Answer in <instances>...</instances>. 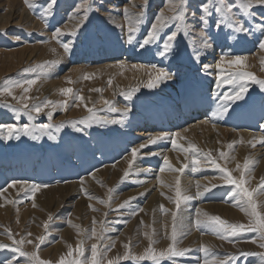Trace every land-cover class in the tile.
<instances>
[{"label": "rangeland", "instance_id": "374dc122", "mask_svg": "<svg viewBox=\"0 0 264 264\" xmlns=\"http://www.w3.org/2000/svg\"><path fill=\"white\" fill-rule=\"evenodd\" d=\"M142 2L143 0H88V3L92 6V11L89 12V19L85 26L77 32L75 37L66 34L57 39L53 36L55 28L59 27L65 33L73 30L74 25L83 15V9L78 13L79 15L76 14L75 18H72V14L74 13L73 10L76 8L77 4L83 3V0H57L54 15L48 18L47 24H43L45 21L39 18L38 15L39 8L46 3V0H37L38 7L36 10L30 9L24 3V0H11V2L0 0V18L10 13L8 9H10L12 5H14L15 8L11 12L12 15L9 17L8 21H6L7 16L3 20V23L6 21L7 23L5 24L7 25H0V85H2L5 80L21 81L33 79L39 75L40 78L37 80V83L31 87L28 93L25 94L22 88H15L13 90L14 94L17 97L27 95L30 98L28 101L30 106L33 103H40L45 100L56 102L67 101L65 110H61L59 107L56 108L52 120H48L46 112L49 109L46 108L45 112L37 115L35 120L29 121L27 115L23 112L19 114V119L17 120L15 118L16 113L12 112L5 104V101H7V104L17 105V107H19L20 105L17 104L16 100H13L11 96H0V123H30L35 125L41 123L59 125L62 122L64 123V127L58 132L55 127L49 130L56 136L55 140H51L47 135H43L39 132L36 133L41 137L38 140H32L28 136H21L19 140L15 138L11 140L0 138V189L7 188L13 180H26L21 179L20 173L13 174L14 171L19 172L18 168L24 171L26 167L28 168L25 171L27 178L30 174L38 173L37 176L30 177L34 180L29 179L28 181L30 183L39 182L38 184H46L48 187L59 184L64 185L66 183L68 185L63 194L57 191L53 192L54 194L44 192L46 190L42 188V191H38L41 194L37 192L35 195L36 198L34 197L35 207H33L32 198L25 199L23 193L18 195V192H16V196L13 195V199L10 195L4 193L5 200H18L21 202L8 203L7 206H9L10 209L9 207H7L8 209L5 207L3 209V207L0 206V243L11 244V241L5 233V229H10L17 239L25 237L26 240L31 239L35 241L37 236L44 235L45 240L38 250L34 248L33 244L25 243L22 247L28 252L34 250L38 251L41 259L51 261V264H56V261H58L62 255L67 257L69 246L75 250L80 241H83L85 256L90 257L91 245L97 243L95 237L89 238L92 227L95 226L98 232L102 227H106L108 231L104 233L105 238L100 241L97 246L98 251H100L104 245L114 243L115 246L104 254V264H107L108 260H115L117 257L124 254L126 249L123 245L125 243H129L128 251L141 254L149 243L144 235L145 232L154 233L153 239L156 243L153 246L157 250L166 248L170 242L165 236L164 226L167 225V230L170 232L172 223L171 212H163L160 205L170 210H176L174 203L175 187L172 185L166 186V189L169 188L170 192L166 193L167 196L161 194V196H163V198H161V203L158 204L152 201V203L148 204L151 201H149V199L152 194L157 190V177L161 174L158 169L163 165L160 164L159 158L155 157L154 159H150V156L146 157L142 154L154 152L153 149L155 147L157 148L156 150H160V146L163 143L158 141L157 143L159 144L149 145L143 152H139L137 154V159L131 166L133 168H130L127 163L131 159V143L134 140L133 138H135L134 134L139 133L137 131L139 129H156L154 132L163 129V127L158 126L147 128L143 124V117H145L148 112L154 110L157 105H167L170 102L172 103L173 100L180 101L182 93L186 88L185 86H187L188 83H205L210 88L209 93H211L212 99H214V94L216 92L222 93L226 91L229 87L227 85L222 88H217L216 75L219 70L214 68L215 62L224 53H228L229 57L237 55L246 57V70L254 73L257 78L264 79V49L258 46V38L260 37L258 31L254 30V34L248 36L234 33L231 29L227 28L221 31L214 26V22L217 19L214 15L212 17V23L207 29L209 34L213 37V46L203 50L200 60L196 61L193 53L194 50L200 48V38L197 34L201 27L198 17L200 15L199 5L202 3V0H188L189 16H191V13L195 12L197 19L193 20L190 18L188 20L190 26L189 34L184 35V33L181 32L178 35L177 40L174 42V51L171 54L164 57L157 55V45L146 46L145 49L133 47L124 43L121 31L119 28L115 27L113 20L116 24H126L123 16V9L127 7L131 10V13H138L142 10ZM17 6L18 8H16ZM163 9L167 12L166 0H148L144 16L145 23L141 27V32L137 34L138 39L143 38L155 15ZM255 11L260 12L264 10L255 9ZM22 17H27L28 19H23ZM74 19H76V21H73ZM173 27L174 26H170L169 29L165 30V33L173 30ZM165 33L161 34L162 37ZM69 40L72 41L71 51L65 53L62 42H68ZM53 60H58L59 63L52 66L45 64V62ZM210 60L213 61L211 62ZM121 61L125 64L123 69L118 67V62ZM40 64H45L46 67V73L43 75H41V69L37 67V65ZM131 64L138 66L143 65L144 68L133 69L131 68ZM204 64H214L213 68L209 70L212 73L214 72L212 75H207L202 70ZM152 65L164 68L172 74L173 78L162 82L154 89H148L144 86V83L147 81V73ZM25 68L34 69V71L25 72ZM107 71L108 73H106ZM85 74H90L91 78L85 79ZM124 75H127V81ZM110 78L112 79L111 86L108 85V80ZM205 78V81L202 80ZM138 84L140 85V91L135 93L131 99L118 94L119 91L130 90ZM62 88H71L73 89V93L68 96L62 95L60 92ZM93 89H102L103 91H93ZM211 91H213V93ZM76 94L83 96L85 98L84 101L81 102L76 100ZM101 97L113 101L114 106L118 108H123L125 105L131 106V111L125 116L124 123L122 125L104 126L93 123L91 128H85V132H77L72 126L73 123L78 127H85V124H82L81 121H86V118L90 115L84 107L85 103H87L88 107L95 105L96 109H103V111L97 112L98 116H112L118 118L121 115L120 113H111L107 111ZM237 104L238 106H233L232 109H229L227 114L223 115L226 119L225 122L219 124L223 121L221 118L219 119V123H214L217 126L225 127V130L222 131V136L218 135L217 137L216 134H221V128H216V130L213 129V132L211 131L212 133L210 132L212 137L209 136L204 140L205 135L201 133L200 129H197L195 134L199 136V140L196 138L195 142H193L194 138L190 137L191 133L188 132L187 135L182 136V139L177 138V141H183V139H185L187 143H196L195 145H198V148L199 145H201L199 149L202 150V153L211 151L213 157L217 158V163L228 167L232 170L233 176L238 178L240 172L236 169L235 164H237V162H232V157H234L237 151V146L239 147V145L242 144L236 143L232 149H228L227 145L231 141L240 140L236 135L237 131L243 129L240 128L238 124L239 117H245L247 114L252 113L256 106H260L259 109L264 108V94L261 93L257 84L250 82L246 101L237 102ZM189 111L192 116H186L183 120H179V124L173 126L176 130L185 129L192 123L202 119L205 120V118L208 117H205L203 114H194L191 107ZM261 116L260 119L262 122L255 124L256 127H253L254 130H260L258 128L259 125L264 124V114ZM223 129L224 128H222V130ZM198 130L200 133L197 132ZM210 133L209 135H211ZM127 136H130L131 140L127 138ZM201 137L203 138L201 139ZM202 141L204 144L209 142V144H206L207 147H202L204 145ZM170 142L164 144L165 146L163 147L169 150V155H180V158L183 157L182 161L184 162H182L181 165L188 164L189 167L185 168L182 174L185 173V176L187 174L190 175L192 171V165L190 163L191 153H185L179 147L174 148ZM114 146L117 147V152H115ZM121 146H125L124 150H120L122 149ZM186 146L187 145H184V147ZM251 148L254 149V147L249 146L246 148L247 154L252 153L253 150ZM66 149H69L68 155L65 152ZM219 149L228 153L227 159L218 158ZM247 154L244 155L245 158L248 157ZM151 157L153 156L151 155ZM245 158L241 159V164H243ZM260 158L261 157H257V159H254L255 163L251 166L250 172L247 173L245 177V186L250 189L256 188L260 183L261 177H263V171L257 174L259 167L261 170L264 168L258 163L261 161L259 160ZM200 160H202V158H200ZM119 161L120 163L122 162V164H120ZM148 163H154V166H152L153 168L149 172L148 177L145 178L144 175H142L143 173H141V169ZM231 163L233 164L231 165ZM138 164L141 166L137 167ZM204 164L205 163L201 161L200 166L203 167L205 166ZM115 165H118V168ZM122 167L123 169H121ZM206 168L209 169L207 173L210 174L198 171L195 173L198 174L196 177L201 178L213 176L212 178H207L209 180H207L200 189V191H203L206 186L210 188V191L205 192L200 198L204 199L203 202L205 204H213L215 202L218 204L222 203L224 206L226 204V206L237 210L236 213L225 211L219 213L214 212L212 215H218L230 223H247L249 217L241 211L240 207L237 206L236 208V205L231 202V198H227V194L231 191L232 186L223 184L222 173L219 169L215 167ZM126 170L128 172L130 171L127 179L126 177L124 178ZM118 171L120 172L118 173ZM137 171H139L140 174ZM11 172L12 174L10 175ZM165 172H167L166 169ZM178 174L183 176L181 173ZM139 175H142L141 177H143L144 180L138 179V177H140ZM86 176H90L89 178L91 179L89 180L87 178V180L85 178ZM249 176L251 179H249ZM81 178L84 180L83 186L80 183ZM135 178L137 180L136 183ZM156 178L157 180H155ZM138 180H140L139 183H137ZM3 181L8 184L3 186L1 184ZM149 183L152 185L150 188H148V185H150ZM211 184H217L219 186L216 187L215 190V188H211ZM145 187H147V189ZM138 188L140 189L138 190ZM110 189L112 192L109 191ZM85 190L87 195L85 194ZM127 190L130 191V194ZM183 190L184 188H182V192ZM72 191L74 193H72ZM9 192L12 191L9 190ZM116 192L118 195L120 193V197L116 195ZM133 192H135V196L132 195L134 194ZM144 192H146V195H144ZM126 193L128 196L124 195ZM156 193L159 192L157 191ZM163 193H165V191ZM129 195L130 197H135V199L131 201L135 200L138 203L140 202L139 205L134 203V201H130L124 208H118L120 204L130 198ZM29 196H31V194H29ZM89 196H91L92 199H89ZM168 197H172L173 199L169 200ZM254 198L258 203L257 210L264 213V193L255 194ZM221 200H223L224 203ZM100 201H105V203H101ZM40 202H44L45 204ZM191 202L192 200L190 202H184L181 204V207L187 203L192 204ZM89 205H91V207H89ZM104 206L108 207V210L105 212L101 210ZM139 209H143V211H139ZM133 211L137 214L130 215ZM49 214H51L53 218L49 221L48 229L45 230L43 225L44 222L48 220ZM186 218L187 217H181L178 213V221L183 224L185 227L184 231L187 233L179 240V247L190 248L192 251L188 256L177 258L179 264H197V259L203 257V253L200 251L201 243L210 246L220 258H223L224 254L227 253H238V250L254 252L264 251V249H260L257 244L251 242V238L255 233H242L238 238H233L230 242L229 240L219 239L209 231H203L202 234V231H198L194 227L193 223L195 218L192 215L191 217L189 216L190 219ZM94 220L95 225H93ZM125 220L127 223H124ZM69 221H71V224H69ZM101 222L105 223L102 224ZM73 225L79 226V228ZM28 232L32 233L30 237L26 236ZM203 236L209 237L210 239H208V241L210 242H203L204 238L203 240L201 238L199 239V237ZM11 256L12 252L10 249H0V260L10 258ZM73 256H76L75 251H73ZM24 259L23 257L19 258L21 264H23ZM259 260V257H240L235 264H259ZM119 264H134V262L130 260L120 261ZM139 264H151V262L142 261L139 262ZM162 264H171V262L165 261L162 262Z\"/></svg>", "mask_w": 264, "mask_h": 264}, {"label": "snow or ice", "instance_id": "6c2138e0", "mask_svg": "<svg viewBox=\"0 0 264 264\" xmlns=\"http://www.w3.org/2000/svg\"><path fill=\"white\" fill-rule=\"evenodd\" d=\"M24 3L33 10H36L38 7L37 0H24ZM167 3V12L165 10L159 11L153 21L150 24V27L146 31V34L142 39L137 38V34L141 32V27L145 23L144 16L146 13L148 0H143L142 10L138 13H131L130 10L126 7L123 9V16L126 24H116L115 27L119 28L124 40V43L131 45L133 47H139L140 49H145L146 46L157 45L158 51L157 55L164 57L171 54L174 51V42L177 40L178 35L183 32L184 35L189 34V23L188 20L191 18L196 20L195 12L191 13L189 16L188 12V0H166ZM57 0H46V3L39 8V18L45 21V24L48 22V18L54 15L55 6ZM83 9V15L79 18L78 22L74 25L73 30L68 33H65L61 28L57 27L54 30L53 36L59 39L61 36L70 35L75 37L77 32L83 28L86 22L89 19V12L92 11V6L88 3V0H83V3L77 4L72 14V18H75L76 14L80 13ZM255 9L264 10V0H202V3L199 5L200 15L198 21L201 25L198 37L200 38V48L194 50V59L199 61L201 58V52L203 50L211 48L213 37L209 34L207 29L212 23V17L215 15L217 19L214 22V26L217 29L223 31L224 28L231 29L234 33L244 34V36L254 34V30L260 33L259 39V48L264 49V11L257 12ZM258 18V22H257ZM170 26H174L173 30L165 33L166 29H169ZM162 33L165 35L162 37ZM18 39V38H17ZM72 41L62 42V47L65 53L71 51ZM246 57L243 56H231L229 57L228 53L222 54L219 59L215 62L214 68L218 69L219 72L216 75L217 88H222L225 85L229 86L226 91L216 92L214 94V100L217 104V111L213 113V116L220 115L223 116L229 112V109H232L233 106H238L237 102H244L247 99L249 93V84L253 82L259 86L261 93L264 94V79H259L255 76L254 73L246 70ZM59 63L58 60L45 62L48 66H52ZM45 64L37 65L41 69V75L46 73ZM227 66V67H226ZM112 67V66H109ZM118 67L123 69L125 64L123 61L118 62ZM143 65L137 66L135 64L131 65V68L138 69L143 68ZM213 68V65L204 64L203 71L207 75H212V72L209 71ZM25 72L34 71V69H24ZM148 78L144 86L148 89H154L159 84L164 81L171 80L172 74L166 71L164 68L157 67L152 65L148 70ZM40 78L38 75L33 79H25L21 81H10L5 80L2 85H0V96H11L13 100L17 101V104L20 105H10L5 104L9 107L12 112L16 113V119H19L20 113H25L29 121L35 120L36 116L44 113L45 109H49L46 112L48 120H52L53 113L57 107L61 110H65L67 106V101H51L45 100L40 103H33L29 105V97L27 95H22L17 97L13 90L15 88H22L23 92L26 94L30 91L31 87L37 83V80ZM85 79L91 78L90 74H85ZM70 81V78H69ZM143 83V82H142ZM108 85H112V79L108 80ZM93 91L102 92V89H93ZM140 91V85L131 88L130 90L119 91L120 96L127 97L131 99L135 93ZM62 95L68 96L73 93L71 88H62L60 89ZM116 94V93H114ZM75 99L81 102L84 101V97L79 94L75 95ZM103 100V105L107 111L111 113H120L121 115L117 117L112 116H98L97 112L103 111V109H96L95 105L88 107L87 103L84 104L87 112L90 114L86 121L82 120L81 123L85 124V127H78L73 123V128L77 132H85V128H91L92 124H98L101 126L104 125H116L123 124L125 116L131 111L130 105H125L123 108H118L114 106L113 101L101 97ZM79 106V105H77ZM202 123H209V120L202 121ZM215 127V124L212 125ZM56 128L58 132L61 128L64 127L62 122L59 125H53L52 123H41L38 125L24 123H0V138L5 140H11L13 138L19 140L21 136H28L32 140L40 139V135L36 133L39 132L43 135H47L49 139L55 140L56 136L52 134L49 130ZM259 128L264 131V124H260ZM184 131H187L185 129ZM177 138H183L181 132L175 133H158L156 135H151L146 140L145 143L140 144L138 147H133L131 149V159L128 161L129 167L131 168L133 162L137 159V154L148 147L149 145L156 144L158 141L170 140L174 148L179 147L185 153H191V165L192 171L196 172L200 170L201 160L198 157H202L205 160L206 167H215L220 170L222 173V180L224 185L232 186L231 191L228 192L227 198H231L232 202L236 206L240 207L248 217L249 220L247 223H230L229 221L221 218L218 215H209L207 212H203L201 209L197 208L195 210V219L194 227L198 231H209L216 235L221 240H229L230 242L233 238H238L242 233H255L251 238L253 244H257L260 249H264V213L258 211V203L254 198L255 194L264 193V177H261L260 183L256 188L250 189L246 187V174L250 172L251 166L254 165L255 161L250 158H245L243 164L237 163L236 169L240 172L239 177H235L232 174V170L228 167L222 166L217 163V158L213 157L211 151L207 153H202V150L199 149L194 143H189L187 147L177 143ZM255 143H252V146L255 147L256 143H264V136H260L258 139L254 137ZM243 138L239 141H233L227 145L228 149H232L234 144L243 143ZM251 143V142H250ZM150 155H157V153H150ZM219 159H227L228 153L225 151H219ZM234 159V157H232ZM189 167L188 164H184L180 168H174L170 163L167 156L163 157V166L159 169L160 172H164L167 168L168 170L175 171L177 173H183L185 168ZM129 172L126 170L124 177H127ZM249 179L251 177L249 176ZM84 180L81 178V185L83 186ZM18 195L23 193L25 199L32 198L33 207L36 206L34 197L38 191L42 188L48 187L46 184L30 183L26 180H13L9 187H17ZM197 191L195 196L187 195L182 192L180 177L177 176L175 180V206L176 210H170L165 208L163 205H160V208L163 212H171V230H167L168 226L165 225V236L170 241L166 248L157 250L153 245L156 241L153 239L154 233L145 232L144 235L148 239L149 243L147 247L143 250L141 254H135L130 251L129 243H125L123 247L126 249L122 256L117 257L115 260H108L107 264H119L120 261H133L134 264H139L142 261H149L151 264H162V262L168 261L171 264H179L177 258H182L188 256L192 251L190 248H181L179 247V240L186 235L184 231L183 224L178 221V210L181 208V204L187 201H191L196 197H202L205 192L210 191V188L205 187L203 191H200V182H196ZM219 185L211 184V188H216ZM6 189H0V197L3 196ZM112 191L111 189L109 190ZM31 194V196H29ZM85 194L87 192L85 190ZM163 194V193H162ZM89 199H92L89 196ZM135 199V197H130L128 200L124 201L118 206L122 209L129 204V202ZM169 200H172V197H168ZM6 203H19L21 201H5ZM105 203V201H100ZM3 206V205H0ZM91 207V205H89ZM95 210V209H94ZM143 211V209H139ZM135 211L131 212L130 215H136ZM52 215L49 214L48 220L44 222L45 230L49 227V221L52 220ZM102 224L105 222H101ZM124 223H127L125 220ZM71 224V221H69ZM95 225V220L93 221ZM74 227L79 228V226L73 225ZM108 231L106 227H102L100 231H97L95 226L91 229V235L89 238L95 237L97 243L91 245L90 257L85 256V249L83 248V241H80L75 250L69 246V250L66 256H61L56 264H104V254L106 251H110L114 247V243L104 245L103 248L98 251L97 244L102 241L104 233ZM5 233L8 236V239L11 241V244L0 243V249H10L12 256L10 258L0 260V264H21L19 258H25L23 264H51V261L41 259L38 254V251L28 252L23 249V245L33 244L35 249H39L43 241L45 240L44 235L37 236L35 241L31 239H25V237H20L17 239L16 236L12 233L10 229H5ZM32 233H26V236H31ZM73 251L76 252V256H73ZM200 251L203 253L202 258L197 259V264H235V262L240 258L248 257H259V264H264V251L254 252V251H243L238 250V253H227L224 254L223 258H220L217 253H215L212 248L208 245H200ZM99 257V258H98Z\"/></svg>", "mask_w": 264, "mask_h": 264}, {"label": "bare ground", "instance_id": "6f19581e", "mask_svg": "<svg viewBox=\"0 0 264 264\" xmlns=\"http://www.w3.org/2000/svg\"><path fill=\"white\" fill-rule=\"evenodd\" d=\"M6 2H11V0H6ZM25 5V4H24ZM16 8H18V6L16 7ZM21 8V7H20ZM166 8V7H165ZM13 9H15L14 8V5H12L11 7H10V9H8L9 11H10V13L7 15V14H5V16L4 17H2V18H0V25L2 26L3 24H5V23H7L6 21H8V19H9V17L12 15L11 14V12L13 11ZM22 9V8H21ZM7 10V11H8ZM20 10V9H19ZM23 10V9H22ZM164 10V9H163ZM15 11V10H14ZM17 11H18V9H17ZM24 11V10H23ZM74 11V10H73ZM131 11V10H130ZM8 13V12H7ZM18 14V13H17ZM21 15H23V14H21ZM77 15H79V14H77ZM6 16H7V20L3 23V20L6 18ZM14 16H16V15H14ZM24 16V15H23ZM28 17V16H27ZM27 17H24V18H27ZM78 17V16H77ZM23 18V17H22ZM21 18V19H22ZM23 18V19H24ZM112 18V17H111ZM28 19V18H27ZM49 20V19H48ZM117 20V19H116ZM19 21H20V19H19ZM23 21H25V20H23ZM73 21H76V19H74ZM112 21V20H111ZM114 21V20H113ZM28 22V21H27ZM26 22V23H27ZM43 22V21H42ZM9 23V22H8ZM33 23V22H32ZM36 23V22H35ZM70 23V22H69ZM43 24H45V23H43ZM118 24V23H117ZM5 25H7V24H5ZM68 26V25H67ZM112 26V25H111ZM67 28V27H66ZM65 29V28H64ZM241 47V46H240ZM256 54H258V53H256ZM218 56V55H217ZM215 59V58H214ZM213 59V60H214ZM212 60V61H213ZM211 61V60H210ZM211 61V62H212ZM132 65V64H131ZM212 65H214V64H212ZM251 65V64H250ZM128 66V65H127ZM138 66V65H137ZM101 67V66H100ZM144 68V67H143ZM142 68V69H143ZM94 69V68H93ZM99 69V68H98ZM139 69H141V68H139ZM146 69V68H145ZM132 70V69H131ZM140 72V71H139ZM143 72H144V70H143ZM106 73H108V71L106 72ZM214 73V72H213ZM212 73V74H213ZM110 74V73H109ZM177 75V74H176ZM215 75V74H214ZM127 76V75H126ZM126 76L124 75V77H125V79H126ZM186 79V78H185ZM129 80V79H128ZM179 80V79H178ZM187 80V79H186ZM202 80H206V78L205 79H202ZM126 81H127V79H126ZM179 83V82H178ZM186 87V88H185ZM184 88V91H183V93H182V97H181V100L179 101V100H173V102L171 103H168L167 105H157L156 106V108L154 109V110H152V111H150V112H148L147 113V115H145V117H143V124H144V126H146L147 128H151V126H158V127H163V129H161V130H159V131H156V132H154L156 129H154V130H151V129H146V130H143V129H139V130H137L139 133H135L134 134V136H135V138H133L134 140L132 141V143H131V147L133 148V147H138L140 144H142V143H145L146 142V140L149 138V136H151V135H155V134H157V133H175V132H181V136H184V135H187V133L188 132H190L191 133V135H190V137H192V138H194V141L193 142H195V139L197 138L198 139V135L197 134H195V131L197 130V129H200L201 130V133L202 134H204L205 135V138H204V140L205 139H207L209 136L210 137H212V132H213V129H215L216 130V128H221V130H220V132H221V134H216L217 135V137H218V135H221L222 136V131H224L225 130V127L224 126H217V125H215V127H213L212 125H213V123H219V119H221V120H223L222 122H220L219 124H221V123H223V122H225L226 121V119L224 118V116H220V115H216V116H213V113L214 112H216L217 111V104H216V102H215V100L214 99H212L211 98V93H209V90H210V88L204 83V84H199L198 82H196V83H188V85L187 86H185ZM214 90V89H213ZM212 93H213V91H211ZM114 94V93H113ZM176 96V95H175ZM177 97V96H176ZM100 103H101V101H100ZM262 105V104H261ZM191 107V110H193L194 111V114H203V115H205V117L206 116H208L207 118H205V120L207 119V120H209V123H202V121H205L204 119H202V120H200V121H197V122H194V123H192L189 127H187V128H185V129H187V131H184L185 129H181V130H176V128L175 127H173V126H175V125H177V124H179V120H183L186 116L187 117H189V116H192V114L190 113V111H189V108ZM251 107V106H250ZM260 107V106H259ZM259 107H255L254 109H253V112L252 113H249V114H247V116H245V117H239V122H238V124H239V126H240V128H243V129H241V130H239V131H237L236 132V135H237V137H239L240 139L241 138H243V143H241L242 145H239V147L237 146V151H236V153H235V155H234V159H233V161L232 162H241V159H244L245 158V154H247V151H246V148L249 146V147H253L252 146V143H255L256 141L254 140V137L256 138V139H258L260 136H264V131H262L259 127V129L260 130H254L253 129V127H256L255 126V124H259L258 122H262V120L260 119V117H262L261 115L262 114H264V108H260L259 109ZM249 108V107H248ZM239 109V108H238ZM248 111H249V109H248ZM250 112V111H249ZM244 114H245V112H244ZM243 114V115H244ZM140 123V122H139ZM222 128H224L223 130H222ZM214 130V131H215ZM212 131V132H211ZM234 131V130H233ZM197 132H199V130L197 131ZM211 132V133H210ZM217 132V131H216ZM215 132V133H216ZM219 132V133H220ZM227 132V131H226ZM226 132H224V133H226ZM229 132H230V130H229ZM200 133V132H199ZM198 133V134H199ZM209 133L211 134V135H209ZM231 133H233V132H231ZM214 135V134H213ZM224 135V134H223ZM225 135H228V134H225ZM200 136H203V135H200ZM237 137H236V139H237ZM127 138H129L130 140H131V138H130V136H127ZM186 138V137H185ZM203 137H201V139H202ZM187 139V138H186ZM224 139H225V137H224ZM232 139H234V138H232ZM231 139V140H232ZM193 140V139H192ZM199 140V139H198ZM197 140V141H198ZM203 140V141H204ZM210 140V139H209ZM229 140V139H228ZM185 141H187V140H185V139H183V141H177V143H179V144H182V145H188L189 143H187V142H185ZM203 141H202V143H203ZM224 141V140H223ZM230 141V140H229ZM167 142H170V140H163V141H161V143H163L161 146H160V150H156L157 148L155 147L153 150H154V152H152V153H157V155H152L153 157H151V155H150V153H142V154H144L146 157L147 156H150V159H154L155 157H157V158H159L160 159V164L161 165H163V157L164 156H167L168 158H169V161H170V163L173 165V167L174 168H180V167H182V162H184V161H182V158H180L179 156H175V155H169V150H167L165 147H163V146H165L164 144H166ZM205 142V141H204ZM213 142V141H212ZM232 142V141H231ZM230 142V143H231ZM251 142V143H250ZM171 143V142H170ZM169 143V144H170ZM197 143H199V142H197ZM214 143V142H213ZM213 143H211V144H213ZM217 143V142H216ZM216 143H215V145H216ZM228 143V142H227ZM123 144V143H122ZM156 144H159V143H156ZM194 144H196V143H194ZM200 144V143H199ZM204 144V143H203ZM206 144H209V142L208 143H206ZM206 144H204L202 147H207V145ZM221 145H223L222 143H220ZM123 145H126V144H123ZM220 145V146H221ZM198 146V145H197ZM200 146L201 145H199V148H200ZM224 146V145H223ZM112 147V146H111ZM122 147V149H120V150H124V148H125V146H121ZM187 147V146H186ZM216 147V146H215ZM113 148H115V152H117L116 151V149H117V147L116 146H114ZM225 148V147H224ZM69 149H72V148H69ZM69 149H66L65 150V152L67 153V155H68V152H69ZM100 149V148H99ZM222 149V148H221ZM252 149V148H251ZM145 150V148L144 149H141V151H140V153L141 152H143ZM175 150V149H174ZM220 150V149H219ZM253 151H252V153H248L247 154V158H250V159H252V160H254L255 158L257 159V157H261L259 160H261L260 162H258V163H260V166L261 167H264V143H256V146L254 147V149H252ZM221 151V150H220ZM106 152V151H105ZM122 152V151H121ZM173 153V152H172ZM117 154V153H116ZM160 154V155H159ZM99 155V154H98ZM119 155V154H118ZM139 157V156H138ZM184 157H185V155H184ZM73 158V157H72ZM142 158V157H141ZM144 158V157H143ZM200 158H202V157H200ZM92 159H94V158H92ZM115 159V158H114ZM184 159H186V158H184ZM127 160H129V159H127ZM139 160H142V159H139ZM204 159L202 158V162H204L205 163V161H203ZM258 160V161H259ZM82 161V160H81ZM25 162V161H24ZM78 162V161H77ZM139 162V161H138ZM154 162V161H153ZM102 163V162H101ZM119 163H120V161H119ZM124 163H125V161H124ZM78 164V163H77ZM117 164H118V162H117ZM120 164H122V162L120 163ZM128 164V163H127ZM137 164V163H136ZM156 164V163H155ZM233 163H231V165H232ZM110 165V164H109ZM125 165V164H124ZM201 165V164H200ZM203 165V164H202ZM205 165V164H204ZM236 165V164H235ZM256 165V164H255ZM257 165H259V164H257ZM42 166H43V164H42ZM111 166V165H110ZM116 167L118 166V165H115ZM127 166V165H126ZM129 166V165H128ZM138 166H141L140 164H138L137 165V167ZM152 166H154V163H148L146 166H144V168H142L141 170H142V172L141 173H143L142 175H144V177L145 178H147L148 177V174H149V172L151 171V169L153 168ZM115 167V168H116ZM162 167V166H161ZM161 167H159V169L161 168ZM46 168V167H45ZM72 168V167H71ZM70 168V169H71ZM114 168V167H113ZM118 168V167H117ZM116 168V169H117ZM120 168V167H119ZM129 168V167H128ZM131 168H133V167H131ZM209 168V167H208ZM28 168L26 167V170H27ZM121 169H123V167L121 168ZM135 169H138V168H135ZM140 169V168H139ZM159 169H158V171H159ZM263 170H261V168L259 167V170H258V172H257V174L258 173H261V171H263V177H264V168H262ZM26 170H22L21 168H18V171L19 172H13V174H18V173H20V175H21V179H26L27 181L29 180V179H31L30 177L31 176H33V177H35V176H37V174L38 173H35V174H30V176L27 178V174L25 173V171ZM43 170V169H42ZM106 170V169H105ZM131 170H133V169H131ZM107 171V170H106ZM166 171L167 172H165V173H163V172H161V174L159 175V177H157L158 178V183L156 184V182H155V184L157 185L156 186V192L158 191L159 193H153L152 194V196H151V198L149 199V203L148 204H150V203H152V201L153 202H156V203H161L162 201H161V198H163V196H161V194L165 191V193H163V195L164 196H167L166 195V193L167 192H170V189L168 188V189H166V186L167 185H172V186H174L175 187V180H176V177L179 175L177 172H175V171H172V170H168L167 168H166ZM207 171H209V169H207L205 166H200V170L198 171V172H206L205 174H210V173H207ZM35 172V171H34ZM99 172V171H98ZM101 172V171H100ZM105 172V171H104ZM103 172V173H104ZM109 172V171H108ZM120 171H118V173H119ZM130 172V171H129ZM137 172H139V171H137ZM190 172V171H189ZM197 172V171H196ZM196 172H193V171H191V174L190 175H184V174H182L183 176H181V175H179V177H180V184H181V189L182 188H184V190H183V192L185 193V194H187V195H192V196H195V193H196V191H197V186H196V182L197 181H199L200 182V189H201V187L204 185V183L207 181V180H209V179H207V178H212L213 176H208V177H206V178H201V177H196V176H198V174H195ZM213 172H215V171H213ZM65 173V172H64ZM73 173V172H72ZM91 173V172H90ZM111 173V172H110ZM132 173V172H131ZM130 173V174H131ZM136 173V172H135ZM134 173V174H135ZM159 173V172H158ZM186 173H188V172H186ZM12 174V172L10 173V175ZM95 174H97V173H95ZM94 174V175H95ZM105 174H106V172H105ZM108 174V173H107ZM139 174H140V172H139ZM43 175V174H42ZM74 175V174H73ZM112 175V174H111ZM115 175V174H114ZM137 175V174H136ZM141 175V176H142ZM98 176V175H97ZM110 176V175H109ZM113 176V175H112ZM140 176V175H139ZM138 177V179L140 178V180H144V178L143 177ZM158 176V175H157ZM90 176H86L85 178L87 179H91V178H89ZM96 177V176H95ZM106 177V176H105ZM118 177V176H117ZM130 177V176H129ZM135 177V176H134ZM19 178H20V176H19ZM99 178V177H98ZM104 178V177H103ZM119 178V177H118ZM122 179H124L123 177H121ZM132 178V177H131ZM157 178L155 179V180H157ZM58 179V178H57ZM87 179V180H88ZM126 179H127V177H126ZM130 179V178H129ZM31 180H33V179H31ZM105 180V179H104ZM119 180V179H118ZM140 180H138V182L137 183H139L140 182ZM146 180V179H145ZM34 181V180H33ZM102 181V180H101ZM123 181H126V180H123ZM131 181H134V180H131ZM136 178H135V183H136ZM91 182V181H90ZM128 182V181H127ZM152 182V181H151ZM163 182V183H162ZM37 183V182H36ZM39 183V182H38ZM45 183V182H44ZM48 183V182H47ZM50 183V182H49ZM78 183V182H77ZM81 183V182H80ZM1 184L4 186V185H6V184H8V183H6L5 181H3V182H1ZM86 184V183H85ZM133 184V183H132ZM146 184H147V182H146ZM150 184V183H149ZM87 185V184H86ZM85 185V186H86ZM121 185V184H120ZM127 185V184H126ZM143 185V184H142ZM67 183L66 184H64V185H61V184H59V185H54V186H50V187H46V188H43L44 190H46V191H44V192H49V193H53V192H55V191H57V192H61L62 194L65 192V190H66V188H67ZM79 186V185H78ZM96 186V185H95ZM128 186V185H127ZM138 186V185H137ZM144 186H145V184H144ZM149 187L148 188H150V186H152L151 184L150 185H148ZM172 186H168V187H172ZM19 186H17V187H7V188H5L6 189V191L4 192V193H6V194H8V195H10L11 197H12V199H13V195H15L16 194V192H18L17 190V188H18ZM75 187V186H74ZM88 187V186H87ZM142 187V186H141ZM206 187V186H205ZM69 188V187H68ZM90 188V187H89ZM144 188V187H143ZM146 189H147V187H145ZM204 188V187H203ZM136 189V188H135ZM135 189H132V190H135ZM140 188H138V190H139ZM142 189V188H141ZM9 190L10 191H12V192H9ZM68 190V189H67ZM81 190V189H80ZM91 190V189H90ZM114 190V189H113ZM203 190V189H202ZM215 190H216V188H215ZM42 191V190H41ZM128 191V190H127ZM137 191V190H136ZM70 192V191H69ZM81 192V191H80ZM112 192V191H111ZM126 192V191H125ZM140 192V191H139ZM38 193H40V192H38ZM72 193H74L73 191H72ZM117 193V192H116ZM128 193L130 194V191H128ZM134 194H132L133 196H135V192H133ZM41 194V193H40ZM46 194V193H45ZM54 194V193H53ZM38 195V194H37ZM60 195V194H59ZM116 195H118V193L116 194ZM119 195H120V193H119ZM118 195V196H119ZM121 195H122V193H121ZM124 195H127V193L126 194H124ZM123 195V196H124ZM144 195H146V192H144ZM16 196V195H15ZM50 196V195H49ZM128 196V195H127ZM140 196V195H139ZM53 197V196H52ZM66 197V196H65ZM114 197V196H113ZM112 197V198H113ZM120 197V196H119ZM118 197V198H119ZM129 197H130V195H129ZM9 198V197H8ZM36 198V197H35ZM39 198V197H38ZM43 198V197H42ZM60 198V197H59ZM63 198V197H62ZM117 198V199H118ZM225 198V197H224ZM7 199V198H6ZM50 199V198H49ZM57 199V198H56ZM115 199V198H114ZM116 199V200H117ZM124 199V198H123ZM126 199V198H125ZM15 200V199H14ZM195 200H196V202H195ZM226 200V199H225ZM6 200L4 199V195L2 196V197H0V205H3V206H1V207H3V209H4V207L6 208V209H8L7 207H9V206H7L8 205V203H6L5 202ZM48 201V200H47ZM53 201V200H52ZM118 201H119V199H118ZM134 201V203H137L138 205H139V203L138 202H136L135 200H133ZM133 201H131V202H133ZM204 199H201L200 197H196L195 199H193L192 200V204H185V205H183L179 210H178V213H179V215L181 216V217H187V218H189V216L191 217V215L195 218V210L197 209V208H199V209H201L203 212H207L209 215H212V213H214V212H216V213H219V212H225V211H231L232 213H236L237 212V210H235V209H233V208H230V207H228V206H226V204H225V206L222 204V203H220V204H218V203H213V204H205L204 202ZM206 201V200H205ZM213 201V200H212ZM221 201H223V200H221ZM37 202H38V200H37ZM49 202V201H48ZM190 202V201H189ZM203 202V203H202ZM210 202H211V200H210ZM214 202V201H213ZM232 202V201H231ZM40 203H44V202H40ZM50 203V202H49ZM223 203H224V201H223ZM233 203V202H232ZM45 204V203H44ZM119 204V203H118ZM132 204V203H131ZM47 205V204H46ZM135 205V204H134ZM133 205V206H134ZM228 205V204H227ZM231 205V204H230ZM236 205V204H235ZM12 207V206H11ZM151 207H153V206H151ZM173 207V206H172ZM143 208V207H142ZM236 208H237V206H236ZM9 209H10V207H9ZM173 209V208H172ZM101 210H103L104 212L105 211H107L108 210V207H106V206H104L103 207V209H101ZM212 211V212H211ZM186 218V219H187ZM190 219V218H189ZM181 220V219H180ZM188 221V220H187ZM186 221V222H187ZM184 223V222H183ZM187 224V223H186ZM194 224V223H193ZM189 225V224H188ZM185 228V227H184ZM194 228V227H193ZM195 230V229H194ZM205 232V231H204ZM195 236H198V235H195ZM202 236V235H201ZM211 236V235H210ZM202 239L203 240V238H204V240H203V242H206V241H208V239H210L209 237H199V239ZM196 239V238H195ZM199 239H198V241H199ZM201 240V241H202ZM208 242H210V241H208ZM201 244H203V243H201Z\"/></svg>", "mask_w": 264, "mask_h": 264}]
</instances>
